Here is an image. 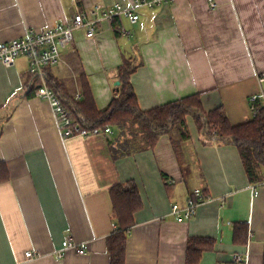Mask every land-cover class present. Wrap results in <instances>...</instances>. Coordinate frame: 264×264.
<instances>
[{
  "label": "crops",
  "instance_id": "0c3cea01",
  "mask_svg": "<svg viewBox=\"0 0 264 264\" xmlns=\"http://www.w3.org/2000/svg\"><path fill=\"white\" fill-rule=\"evenodd\" d=\"M166 0L139 12V20L98 24L93 38L77 31L50 74L79 100L74 67L81 68L97 110L105 109L117 87V68L134 57L131 84L142 111L200 95L205 112L222 107L231 125L252 119L251 95L264 74V0ZM131 0H0V42L70 25L76 13L96 5L129 6ZM120 24L130 33L115 35ZM79 68V71H80ZM31 73L20 57L0 64V162L9 180L0 184V264H109L106 240L115 230L109 188L133 181L142 200L128 231L125 264H185L190 237L215 240L199 264H263L264 186L251 195L234 146L204 144L191 117L190 139L179 159L168 136L151 150L128 149L113 157L110 139L119 130L62 140L47 102L26 98ZM264 93V87H261ZM78 97V99H76ZM120 143V144H121ZM122 155V156H121ZM162 175L167 177L166 182ZM264 183V171L262 172ZM208 201L189 222L169 216L194 189ZM246 223V245L232 243L235 225ZM84 244L55 258L60 243ZM32 251L38 258L25 259ZM234 255L246 258L234 262Z\"/></svg>",
  "mask_w": 264,
  "mask_h": 264
},
{
  "label": "trees",
  "instance_id": "16d2710c",
  "mask_svg": "<svg viewBox=\"0 0 264 264\" xmlns=\"http://www.w3.org/2000/svg\"><path fill=\"white\" fill-rule=\"evenodd\" d=\"M118 37V33L115 32ZM80 68V67H79ZM74 67L78 79L80 98L63 91L62 83L46 71L47 84L61 101L72 123L89 132L106 128L119 130L121 136L128 133L122 143L111 140L110 152L113 157L128 154V149L146 151L153 149L160 137L168 136L175 155L179 159L180 146L190 139L186 118L193 119L204 144L234 146L239 154L246 177L250 184L263 182L264 171V108L260 101L253 104L255 117L250 121L233 126L222 107L205 112L200 95H192L149 111L140 110L131 84V75L137 65L134 57L124 58L117 68L119 86L108 106L99 111L94 105L91 92L83 72ZM26 98H32L40 86L39 80L30 73L26 82ZM1 136V132H0ZM121 143V144H120ZM123 151L128 153H123ZM121 155V156H122ZM166 182L167 177L162 175ZM9 180L8 170L0 162V184ZM206 195V189L201 188ZM109 198L115 221L114 233L106 240L109 264H125L126 244L129 229L134 225V214L142 209V200L133 181L116 184L109 188ZM191 198L193 196L189 195ZM208 198V197H207ZM248 227L246 223L235 225L232 243L246 245ZM215 240L206 237H190L186 243L185 264H199L204 253L213 250ZM264 264V251H263Z\"/></svg>",
  "mask_w": 264,
  "mask_h": 264
},
{
  "label": "built area",
  "instance_id": "2783aa9c",
  "mask_svg": "<svg viewBox=\"0 0 264 264\" xmlns=\"http://www.w3.org/2000/svg\"><path fill=\"white\" fill-rule=\"evenodd\" d=\"M163 1L166 0H131L129 6L114 4L106 8L96 5L87 12L76 13L70 25H58L42 32L26 30L24 35L19 39L6 43L0 42V64L5 67H12L20 57L27 60L31 74L39 80L40 84L34 91V95L47 102L62 140L65 141L72 137H88L89 135H110V128H106L103 132L99 130L89 132L72 123L61 101L48 86L46 71L61 62L62 53L73 42L75 32L83 31L85 32V36L91 39L95 35L97 25L103 22L125 19L131 25H134L140 18L139 12L141 9L153 8ZM208 4L211 9L216 7L213 0H208ZM115 31L123 37L130 35L120 24L115 27ZM256 80L260 87V92L251 95L249 98L252 118L255 117L254 103L260 101L264 108V93L261 88L264 87V74L257 75ZM261 186H264V183L251 185L250 191L253 197L258 195V189ZM191 195L193 198L188 196L183 204L173 203L170 206L169 216L173 217L177 223H185L192 220L196 215L197 209L208 201V198L203 194L201 189H194ZM67 251H74L78 255L86 254L84 244H77L70 239H64L60 243L59 250L54 253V256L60 260L63 253ZM24 256L27 261H33L38 258V255H35L32 251L26 252ZM233 258L236 263L246 261L245 257L242 258L238 255H234Z\"/></svg>",
  "mask_w": 264,
  "mask_h": 264
},
{
  "label": "water",
  "instance_id": "95a60500",
  "mask_svg": "<svg viewBox=\"0 0 264 264\" xmlns=\"http://www.w3.org/2000/svg\"><path fill=\"white\" fill-rule=\"evenodd\" d=\"M115 87H117V86H119V82L117 81V82H115Z\"/></svg>",
  "mask_w": 264,
  "mask_h": 264
},
{
  "label": "rangeland",
  "instance_id": "374dc122",
  "mask_svg": "<svg viewBox=\"0 0 264 264\" xmlns=\"http://www.w3.org/2000/svg\"><path fill=\"white\" fill-rule=\"evenodd\" d=\"M214 3H215V2H214ZM121 134H122V133H121ZM121 134H120V135H121Z\"/></svg>",
  "mask_w": 264,
  "mask_h": 264
}]
</instances>
